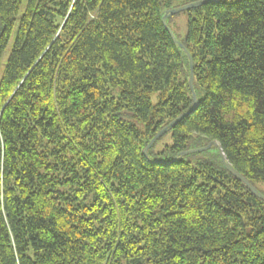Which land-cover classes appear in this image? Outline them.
<instances>
[{
  "label": "trees",
  "instance_id": "1",
  "mask_svg": "<svg viewBox=\"0 0 264 264\" xmlns=\"http://www.w3.org/2000/svg\"><path fill=\"white\" fill-rule=\"evenodd\" d=\"M13 35L0 264H264V200L220 155L264 195V0H0V66Z\"/></svg>",
  "mask_w": 264,
  "mask_h": 264
},
{
  "label": "water",
  "instance_id": "2",
  "mask_svg": "<svg viewBox=\"0 0 264 264\" xmlns=\"http://www.w3.org/2000/svg\"><path fill=\"white\" fill-rule=\"evenodd\" d=\"M221 0H213V2H220ZM207 2L209 1H203L202 3L198 4V5H188V6H185V7H181V8H178V9H175V10H172L170 11V15L171 16H174L176 14H179L181 12H185V11H188L192 8H195V7H198V6H202L204 4H206ZM163 23H164V26L166 28V30L168 31V33L170 34V36L172 37V39L177 42V39L174 35V33L172 32V30L168 27L167 25V18H164L163 20ZM193 82H194V77L192 76V79H191V89H192V94H193V100H194V104H193V107L192 109L187 113L185 114L184 116L180 117L179 119H177L174 124H177L179 121H181L183 118H185L186 116L192 114L198 107L199 105V101L197 99V96L195 94V91H194V86H193ZM157 139H154L152 141V143L150 144V147L156 142ZM211 146H214V147H218V144L216 143H213L212 145H210L207 149L211 148ZM149 147V148H150ZM207 149H196V150H193V151H189V152H185L183 153V156H186L188 154H191V153H196V152H202L204 150H207ZM145 156L148 157V150L146 149L145 152H144ZM220 155L222 157V160L224 162V165L225 167L228 169V171L230 173H232L236 178H238L239 180H241L242 182H244L246 184V186L248 187V189H250L257 197H259L260 199L264 200V195H262L253 185H251L242 175H240L237 171H235L231 166L230 164H228L226 162V159H225V156H224V153L223 151L220 149Z\"/></svg>",
  "mask_w": 264,
  "mask_h": 264
},
{
  "label": "rangeland",
  "instance_id": "3",
  "mask_svg": "<svg viewBox=\"0 0 264 264\" xmlns=\"http://www.w3.org/2000/svg\"><path fill=\"white\" fill-rule=\"evenodd\" d=\"M23 10L24 9H22V12H23ZM173 10H175V9H173ZM188 21H189V13H187L186 11L181 12L179 14H176L175 17L173 18V21L171 23V27L180 39H183L187 34ZM14 39H15V35H13L12 40H11L10 45H9V48H8L6 54L4 55V58L2 59V64L0 66V81H1L2 74H3L4 69H5V65L7 63L8 58H9V55H10V52H11V49H12V46L14 43ZM158 96H159L158 93H155L153 95L152 101L154 104H157L159 102ZM139 126L143 128V125L139 124ZM171 135H172L171 133L166 135L164 137V139L158 144V147H157L158 151L163 149L167 144H169V145L173 144ZM214 151L216 152L217 150L214 149ZM260 189L262 191H264L263 187H260Z\"/></svg>",
  "mask_w": 264,
  "mask_h": 264
}]
</instances>
